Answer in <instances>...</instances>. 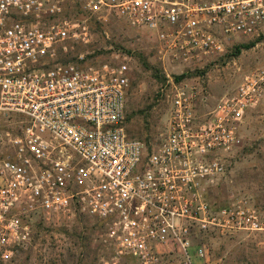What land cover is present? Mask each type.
<instances>
[{
  "label": "built area",
  "instance_id": "1",
  "mask_svg": "<svg viewBox=\"0 0 264 264\" xmlns=\"http://www.w3.org/2000/svg\"><path fill=\"white\" fill-rule=\"evenodd\" d=\"M112 18L147 31L163 68L185 69L258 36L264 0H0V115L23 124L0 134V264L29 245L33 223L76 216L102 224L101 264H223L213 234L264 232L255 205L211 200L264 96V65L207 112L197 81L166 74L162 131L132 136L129 59L73 52L92 21Z\"/></svg>",
  "mask_w": 264,
  "mask_h": 264
},
{
  "label": "rangeland",
  "instance_id": "2",
  "mask_svg": "<svg viewBox=\"0 0 264 264\" xmlns=\"http://www.w3.org/2000/svg\"><path fill=\"white\" fill-rule=\"evenodd\" d=\"M93 29H90L88 41L75 47L73 52L91 55L87 61L92 64L111 61L113 53H119L120 59H129L132 79L126 102V115H129L126 127L132 136L146 139H154L162 131L166 112V74L174 79L176 75L189 73L191 76L188 79L197 81L202 89L204 103L201 109L207 112L223 97L231 95L245 74L264 65V24L259 33L263 39L252 48L242 49L239 55L224 61L219 57L201 67L185 69L163 68L154 50L153 38L145 30L132 28L113 18L103 27ZM258 36L240 43L256 40ZM135 53L144 54L165 80L158 81L150 71L143 70ZM195 70L205 72L199 75L194 73ZM21 120L16 115H0V134H19L23 125ZM242 135L243 145L231 159L224 180L213 189L211 200L224 205L246 200L264 211V96L247 110ZM93 223L87 218H68L56 224L33 223L31 242L6 264H63V260H67L68 250L77 252L63 231L72 232L75 228L80 229L83 225L89 227ZM91 237V246L97 249L99 261L101 257H109V250L102 245L101 232L96 229ZM209 242L211 255L221 257L223 264H264V232H240L231 236L213 234ZM29 249L31 256L26 261Z\"/></svg>",
  "mask_w": 264,
  "mask_h": 264
},
{
  "label": "trees",
  "instance_id": "3",
  "mask_svg": "<svg viewBox=\"0 0 264 264\" xmlns=\"http://www.w3.org/2000/svg\"><path fill=\"white\" fill-rule=\"evenodd\" d=\"M93 25H94V29H93ZM99 27H103V25L99 21H92L90 24V29L97 30ZM261 39H263V36L259 35L256 40L249 41L247 43L235 44L232 48H230L231 50L230 53H225L223 56L220 57V60L224 61V59H229L230 57L239 55L242 49L252 48ZM135 55L137 56L138 64L143 70L150 71L152 73L153 78L157 79L158 81L165 80L164 76L159 74V70L149 62L148 58L144 54L135 53ZM90 56L91 55H86L85 57L86 60ZM74 58H75V55H73V52H69L62 56L61 61L65 62L67 60H72ZM204 72H205L204 70L194 71L195 74H199V75H203ZM190 76L191 75H189V73H181L180 75L174 76V80L180 81L182 79H188V77ZM128 119H129V115H126V122ZM213 205L218 207L224 204H219L218 202L214 201ZM224 206H227V205H224ZM75 218H86V217L76 216ZM96 229L99 231L102 229V224L99 221L94 222L89 227L86 225H83L80 227V229L75 228L72 232L63 231L64 233L68 235L69 239L72 242V245L77 250V252L68 250L67 260H63V264H69V263L70 264H101L99 261V255H98L97 249L92 248L91 246V240H92L91 236H92V233ZM22 251L23 250H21V252ZM30 251L31 249H29L26 252L27 253L25 257L26 261L30 259V256H31ZM16 256L12 260H14Z\"/></svg>",
  "mask_w": 264,
  "mask_h": 264
}]
</instances>
